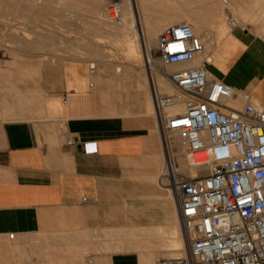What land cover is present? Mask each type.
<instances>
[{
    "label": "crops",
    "instance_id": "crops-1",
    "mask_svg": "<svg viewBox=\"0 0 264 264\" xmlns=\"http://www.w3.org/2000/svg\"><path fill=\"white\" fill-rule=\"evenodd\" d=\"M209 56L233 104L246 92L264 106V40L230 28ZM14 59L0 69V264L169 259L164 237L178 215L157 185L164 154L147 73ZM149 242L161 244L143 250Z\"/></svg>",
    "mask_w": 264,
    "mask_h": 264
},
{
    "label": "built area",
    "instance_id": "built-area-1",
    "mask_svg": "<svg viewBox=\"0 0 264 264\" xmlns=\"http://www.w3.org/2000/svg\"><path fill=\"white\" fill-rule=\"evenodd\" d=\"M118 8L110 0L107 16L117 18ZM155 51L160 73L183 98V111L168 114L175 95L152 90L164 154L157 185L173 193L187 253L156 264H264V106L246 92L241 109L225 104L231 88L211 76L206 45L184 25L163 27ZM197 54L200 65L166 68ZM173 132L181 134L178 142ZM176 146L196 175L178 170Z\"/></svg>",
    "mask_w": 264,
    "mask_h": 264
},
{
    "label": "bare ground",
    "instance_id": "bare-ground-1",
    "mask_svg": "<svg viewBox=\"0 0 264 264\" xmlns=\"http://www.w3.org/2000/svg\"><path fill=\"white\" fill-rule=\"evenodd\" d=\"M19 1L21 2L19 4L20 5L19 6V12L22 10L27 11L31 0H19ZM109 1L110 0H86L85 1V3L87 4L86 11L89 13V15H87V16L91 18V21H89V23H86V22L85 23L88 24L89 26H91L93 31H90L92 39H89L87 42H84V43L81 41L83 44L80 48L77 46L76 49H79L80 51L79 50L77 51L76 49L74 51V48H72V46L74 45V41H77L78 38H77V40L75 39L74 41L68 40V39H65V40L62 39L63 41H61V42L53 39L54 42L57 44L64 43L66 45V47L63 48L62 53H56L57 51H55V49L49 48L52 46V44H51V46H49L50 44H47L48 42L47 43L45 42V44L40 46L39 43L38 44L35 43V41L31 40L28 37V34H29V32H28L29 27L28 26H25L26 27L25 29L22 28L23 30L21 29L22 31L27 32L26 34L13 33L16 36L15 42L12 43L11 39H6V40L2 39L3 42H0L1 43L0 46L1 47H10L9 45H7L8 44L7 42L10 43V41H11L10 44L20 42L18 44L19 47L16 48V50L19 53L26 55L27 57L28 56H30V57L41 56L42 57L45 54H48V56H53L57 60H62L64 58L65 59L66 58H69V59L74 58L75 59V58L81 57V55H84L86 58H89L90 60H96L98 62H101L104 65H109L113 61H114V63H115V61L119 62L117 59L118 57L116 56L115 52H113V50H111V48H113L115 51L116 50L118 51L117 55L120 54L121 57H123V61H120L119 64H124V65H127L128 67L135 68L137 63L145 62L147 69L143 73L144 74L147 73L149 80L151 82V86H150L151 97H152V90H154L158 93H161V94L175 95V101H174L173 105L170 108L164 109V111L166 113L173 114V113H181L183 111V108H184L183 98L181 96H178V94L176 93V90L174 89L172 84L159 72V70L157 69V67H156V65L152 59V56H151L152 43L156 41V36L160 32V30L163 27L168 26V25L181 24V25H184L186 27V29L189 33L196 34L200 38V40L206 45L208 42L205 43L206 42L205 39L210 41V42H212L213 40H215L217 42L219 39H222L225 36V34L227 33L226 29H225L226 26L224 25L225 13L229 12L228 18L230 17L232 20V23L228 22L230 28H234L236 26H238L239 28L241 27L238 25V24H240L239 23L240 21L236 20L234 17L235 13H236L234 11V9H236V8L230 7L233 10H230V8H228V5L230 6V4L228 2L229 0H178V1H173V0H117L119 8H118V17L115 19H113L112 17H108L106 14L107 5H108ZM54 3H57V1L55 0ZM69 4L70 3H65V1H64L62 5L67 6ZM43 5H44V8L45 7L47 9H49L48 7L52 8L53 12H54V8L55 9H64L62 7H57V6H54V8H53L52 4L44 3ZM49 13H52V12L49 11ZM225 18H227V17H225ZM228 18H227V20H228ZM225 22H226V20H225ZM230 28H229V30H230ZM100 31H102L103 34H105V36L101 37L102 35H101ZM11 32H9L8 34H10ZM97 32H100L101 36H98ZM10 36H12V35H10ZM93 37H96V39L99 38V40L94 41ZM1 38H3V37H1ZM48 38H50V37H48ZM105 38H106V40H105ZM30 41L34 42V44L31 46L28 45V43ZM78 43L79 42H77V44ZM70 46H71V48H70ZM206 46H208V45H206ZM74 47H75V45H74ZM206 49H207V47H206ZM18 52H17V55L19 54ZM80 52H81V55H78V53H80ZM208 52H210V51H208ZM204 56H208L209 60H210V56L208 53H205ZM202 57H203V55L197 54L192 59H190L188 61L181 62L178 64L169 65V66H166V68L168 71H171V70L182 68V67H187V66L190 67V66H194V65H200V64H202V61H201ZM36 58H38V57H36ZM44 59H45V57H44ZM112 66H113V64H112ZM90 68L91 69L94 68L92 66V64L90 65ZM135 69H137V68H135ZM119 71H120V69L116 68L115 72L117 73ZM231 99L232 98L227 99L225 101V104L226 105L233 104V101ZM155 116H156V113H155ZM156 118H157V116H156ZM159 133H160V131H159ZM171 135L176 140H177V138H179V136H181V134L179 132H173V133H171ZM160 136H161V134H160ZM174 155H175L176 161L178 163V166H177L178 170L187 171L190 176H194L198 173L197 170L190 167L186 163L184 152L176 151V152H174ZM162 170H163V168H162ZM162 170L160 171V173L162 172ZM161 188H163V187H161ZM164 189H166V188H164ZM166 190L170 191L171 197H172V199H174L172 191L170 189H166ZM174 216H175L174 222H173L174 224L168 231L169 235L167 237L169 239L165 238L166 236L164 237L165 241H164L163 247H164V249H167L171 252H175L173 254H175L176 256L174 258H171V259H179V258L186 257L187 253H186V246H185L184 238L182 235V230H181L179 219L176 215H174ZM165 228H167V227H165ZM161 230H162V228H161ZM137 234H138V232H137ZM141 236H142V234H141ZM119 237H120V235H119ZM129 237H131V236H129ZM110 239H111V237H110ZM118 239H116V240H118ZM114 240H113V242H114ZM113 242H111V243H113ZM118 242H119V240H118ZM137 242L139 243V241H137ZM162 242H163V240H162ZM160 244L161 243H159V242H157V243H151V242L144 243L142 249L146 250V251L147 250L150 251V249H152V248H155V247L159 248L158 246ZM116 245L121 246V243L116 244ZM111 246L109 245V247L111 248L110 250H112ZM117 246L115 247L116 250L118 249ZM136 247H137V245H135V249H136ZM102 248H103V246H102ZM115 248H114V250H115ZM120 250H121V247H120L119 251ZM173 254L171 253L169 255V258L174 256Z\"/></svg>",
    "mask_w": 264,
    "mask_h": 264
},
{
    "label": "rangeland",
    "instance_id": "rangeland-1",
    "mask_svg": "<svg viewBox=\"0 0 264 264\" xmlns=\"http://www.w3.org/2000/svg\"><path fill=\"white\" fill-rule=\"evenodd\" d=\"M54 1L55 0H33V1L31 0L27 11L22 10L23 12L22 11L19 12V6H20L19 4L21 3L19 0H12V2H11V0H0V42H3V40H6V39H11L12 43L15 42L16 36L13 33L26 34L27 32L22 31L23 29L26 28L25 26L29 27V28L27 27L29 30L28 31L29 32L28 37L31 40L35 41V43H37V44L39 43L40 46L45 44V42L46 43L48 42L47 44H50L49 46H51V44H52V46L49 48L55 49V51H57L56 53H62L63 48L66 47V45L64 43H59L60 44L59 45V44L55 43L54 40H56V41L58 40L59 42L65 40V39L74 41L75 39L77 40V38H78L77 41H74L75 47H74V45L72 46V48H74V51H75L77 46L80 48L84 42H87L89 39H92L90 31H93V29L91 26L86 24V23H89V21H91V18L87 16V15H89V13L86 11V7H87V4L85 3L86 0L85 1L84 0H56L57 3H54ZM64 1H65V3H70V4L67 6L62 5ZM173 1H178V0H173ZM228 2L230 4V6L228 5V8H230V7L236 8V9H234V11L237 14L235 13V16L233 14L232 15L235 17L236 20L240 21L239 22L240 24H238V25L245 28L250 33H252L253 35L258 36L259 38L264 40V0H234V1L229 0ZM44 3L52 4L53 8H54V6H57V7H62L64 9H55L54 8V12H53L52 8H50V7H48L49 9H47L46 7L44 8V5H43ZM231 8H230V10H233ZM241 9L245 10V12H242ZM49 11H51L52 13H49ZM228 15H229V12L225 13V15H224V25L226 26V27L225 26L224 27L226 29V32H228L229 28H230V26L228 24V20H227ZM225 17H227V18H225ZM225 20H226V22H225ZM236 27H238V26H236ZM11 31H12V34L11 33L8 34ZM100 32H101L102 36L100 35ZM100 32H97L98 36H101V37L105 36V34H103L102 31H100ZM10 35H12V36H10ZM193 35H196V34H193ZM1 37H3V38H1ZM48 37H50L51 39ZM93 39H94V41L99 40V38L96 39V37H93ZM105 40H106V38H105ZM220 40L221 39H219L217 42L215 40L210 42V41L205 39V41H206L205 43L208 42L206 44V45H208V46H206L207 47L206 53L209 54L208 51H210L213 48V46L215 44H217ZM11 41H10V43H11ZM33 41H30L28 43V45L29 46L33 45L34 44ZM77 42H79V43L77 44ZM155 42L152 43L151 56H152V59L156 65V67H158V70H160L161 65H160L159 59L157 58V53L155 51V46H156ZM7 43H8L7 45H9L10 47H1L0 46V49L2 48L0 50V69L5 68V65L10 60H15L14 58H16V61L23 62V63H25V62H34V63L40 62V63H43V65L47 66V67L56 64L55 63L56 58H54L53 56H48V54H45V55L43 54L44 56H42V57L36 56L38 58L30 57V56L27 57L26 55L21 54L16 50V48L19 47L18 44L20 42H17L14 44H10L9 42H7ZM70 48H71V46H70ZM76 50L78 51L79 49H76ZM111 50H113V52H115L116 56L118 57L117 59L119 61V62L115 61V63L113 61L112 63H110L111 65L110 64L104 65L101 62H98L96 60H90L89 58H86L84 55H81V52L78 53V55H81L82 58L79 57V58H75V59H80V60L85 59V61H88L89 63L92 61L91 63L95 65L93 68L94 73L97 72V66L98 65L102 66V68H105V69H113L114 71H116V68H119L121 72L119 71L117 73L122 74V75L125 74V72H127V71L128 72H134V73L141 72V74H143V72L147 69L145 62L137 63L136 67H135L137 69L128 67L127 65H124V64H119L120 61H123V57H121L120 54L117 55V53H118L117 50L115 51L113 48H111ZM17 52L19 53L18 55H17ZM44 57H45V60H42V59H44ZM66 59H69V58H66ZM72 59H74V58H72ZM62 60H65V58ZM112 64H113V66H112ZM194 66H196V65H194ZM27 81H30L29 78H26V77L22 78L19 81L20 86ZM140 81H141L140 83H142L143 85H146V82L143 78H140ZM241 104H242L241 101L236 100L235 104H228V105L234 109H241V107H242ZM169 137L173 141L178 142L180 140L181 136H179V138H177V140L171 134ZM174 151L175 152L176 151L184 152L181 149V147H179V146L174 147ZM181 171L186 173L187 175H189V173L187 171H183V170H181ZM174 256H176V255L174 254Z\"/></svg>",
    "mask_w": 264,
    "mask_h": 264
}]
</instances>
